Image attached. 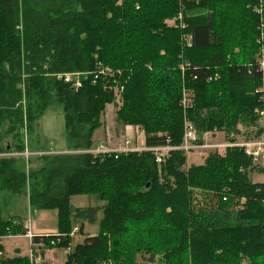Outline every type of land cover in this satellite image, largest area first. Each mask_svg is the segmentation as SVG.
<instances>
[{"label":"trees","instance_id":"obj_1","mask_svg":"<svg viewBox=\"0 0 264 264\" xmlns=\"http://www.w3.org/2000/svg\"><path fill=\"white\" fill-rule=\"evenodd\" d=\"M261 62L264 0H0V190L57 211L56 234L31 245L65 250L64 264H264V183L251 179L264 168L242 148L189 167L178 149L156 163L151 150L90 148L117 100L116 121L147 149L179 147L185 122L199 139H257ZM76 73V89L55 78ZM53 102L65 153L9 156L39 152L28 136ZM72 196L103 204L97 234L73 249L71 224L90 210ZM26 233L0 216V264H33L3 254V238Z\"/></svg>","mask_w":264,"mask_h":264},{"label":"rangeland","instance_id":"obj_2","mask_svg":"<svg viewBox=\"0 0 264 264\" xmlns=\"http://www.w3.org/2000/svg\"><path fill=\"white\" fill-rule=\"evenodd\" d=\"M120 103L118 100L115 105H107L105 107L104 113L100 119L101 127L93 132L92 141H91V150H97L101 146L106 147L111 150L115 147H119L124 143V140H132V134H130V129L128 126H123L119 124L115 119V111ZM242 133H245L243 129ZM29 141L31 146L39 151L38 153H32L29 157L44 154H53V153H65L66 142H65V131H64V121L63 113L61 106L55 102L48 105L45 110L40 115L39 119L36 121L35 130L30 134ZM196 145L204 144H230L224 139L222 133H216L214 137L210 133L203 135L202 139H199L197 134ZM245 135H240L237 137L235 144H242L244 142L250 141L246 140ZM36 143H34V141ZM200 140V142H199ZM137 144V143H136ZM137 146V145H133ZM225 149V148H224ZM224 149H214L216 152L223 151ZM214 150L206 149H196L191 152L186 153V167L193 165H200L206 155L209 152H214ZM225 151V150H224ZM222 152L221 154H223ZM253 182L264 183V174L254 173L251 177ZM70 205L74 207H95V198L93 196H72L70 198ZM56 210H38L33 211L28 205V199L25 195H15L11 192L1 191L0 190V216L4 220H16L24 222L27 226L35 221V228H47L50 227L54 229L56 225ZM54 213L55 218L51 219L48 214ZM39 216H47L45 222H39L36 218ZM84 225L85 231L89 235H95L98 232V227L92 224L88 220L81 221ZM80 221L76 220V224ZM74 221L71 224V228L74 226ZM71 241L70 247L73 249L76 245L83 242L82 235H74V230L72 229L70 233ZM14 243H17L21 250L26 251L27 247L24 246L23 239H8L4 241V257L11 258L13 257V247ZM25 253V252H23Z\"/></svg>","mask_w":264,"mask_h":264},{"label":"built area","instance_id":"obj_3","mask_svg":"<svg viewBox=\"0 0 264 264\" xmlns=\"http://www.w3.org/2000/svg\"><path fill=\"white\" fill-rule=\"evenodd\" d=\"M180 15L178 16V20L180 23ZM175 24L174 20L168 21L167 25L172 26ZM260 68L263 71L264 70V63L261 62ZM180 69L182 70V65L180 66ZM102 74V71L100 72ZM85 74H58L55 75L56 80H62L64 83L70 84L72 88H78L80 86V79L81 77L85 78ZM96 78V76L94 77ZM259 93L262 95V101H263V108L258 113V124L259 128L261 129L260 135L257 139L244 142L242 144H204V145H196V137H195V131L189 122L184 123V134L182 138V142L179 147L177 148H171V147H159V148H151L147 149L144 146H133V144L129 140H124V143L122 145H119L117 149H107L106 147H100L97 150H95L93 153H127L132 151H143V150H151L155 154V162L160 163L163 158L167 155V152L171 149H178L183 151L184 153L191 152L196 149H206V150H214V149H226L227 147H240L244 150L245 154L250 156L253 159V163L259 167L264 168V74L262 76V84L259 89ZM183 105H186V99L183 97ZM224 149V150H225ZM220 151V153L224 152ZM215 151V150H214ZM219 153V152H218ZM23 156L25 158H28L32 153L25 150L23 153L20 154H12L9 156ZM26 227V226H25ZM31 232L27 230V233L24 235L25 238H27L29 241H31L32 238ZM30 259L33 262V264H40L38 259H32L30 255Z\"/></svg>","mask_w":264,"mask_h":264},{"label":"crops","instance_id":"obj_4","mask_svg":"<svg viewBox=\"0 0 264 264\" xmlns=\"http://www.w3.org/2000/svg\"><path fill=\"white\" fill-rule=\"evenodd\" d=\"M129 131H130V134H132V140L130 141L133 145H137V146H144V142H143V134L135 127H129ZM212 137L215 136L211 134ZM128 140V139H127ZM137 143V144H136ZM103 147V146H101ZM113 149H117V147L113 148ZM95 150H92V152H94ZM95 203H96V206L95 207H74V209H89V218H88V221L91 222L92 224L96 225V227H98V220L100 219V208L102 207V203L97 201L95 199ZM56 213V223H57V212ZM49 217L51 219H54L55 218V214L54 213H51V214H48ZM37 220L39 222H45V216H39L37 215ZM77 221H80V220H77ZM24 224V226H26L25 228L31 232L32 235L34 236H47V235H55L56 234V225L54 227V229H51L50 227H47V228H35L34 224L35 221L33 220V223L30 224L27 226L24 222H22ZM74 226H73V230H74V235H77V234H81L82 235V238L84 239V236H88V237H92L94 235H89L85 229H84V225L83 223L80 221V223L76 224V220L74 221ZM82 225V231H78V228L79 226ZM96 235V234H95ZM8 239H23L24 240V246L27 247L26 251L24 250H21V248L19 247V245L17 243H14V247H13V257H22V256H27V257H30L31 255V249L34 248V253L36 254V257L40 259V262L41 264H64L65 263V260H66V251L65 250H62V249H57V248H49V249H45L43 250L41 246H38V245H34L32 246L30 241L23 236H10V237H6V238H3L2 239V246L4 248V241L5 240H8ZM43 252L42 253V256L40 257L39 253L40 252ZM25 252V253H23ZM4 254V253H3ZM36 258V259H37Z\"/></svg>","mask_w":264,"mask_h":264}]
</instances>
